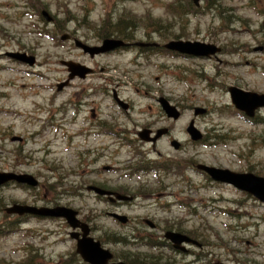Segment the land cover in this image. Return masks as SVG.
Returning <instances> with one entry per match:
<instances>
[{"label":"rangeland","instance_id":"374dc122","mask_svg":"<svg viewBox=\"0 0 264 264\" xmlns=\"http://www.w3.org/2000/svg\"><path fill=\"white\" fill-rule=\"evenodd\" d=\"M218 1L229 6L235 16L231 21L214 10L186 14L175 8L185 0H0V171L28 173L39 182L37 188L0 186V264H56L75 255L71 229L62 219H26L11 224L9 231L2 229V222L14 217L3 211L12 202L66 204L79 210L80 218H90L91 234L102 239L103 247L129 261L147 262L149 255L159 257L155 264H264V206L252 200L241 205L237 202L246 201L238 191L209 184L188 169L183 174H129L125 169L137 160L132 153L138 149L150 158L234 171L252 168L264 175V108L256 111L255 122L245 120L227 90L235 86L264 94V0ZM42 10L53 18L50 23L40 17ZM125 15L135 25L131 42L197 40L219 45L222 53L206 59L142 55L129 48L89 58L73 45V38L97 44L103 20ZM64 33L71 39L61 40ZM9 51L33 55L35 64L14 61L5 56ZM61 60L85 64L94 73L57 90L67 77ZM111 91L130 105L128 113L111 98ZM159 97L179 108L176 120L165 116ZM195 107L207 111L194 115ZM190 122L206 136V144L190 140ZM146 126H167L170 132L153 147L126 144L124 138L136 139ZM14 135L22 140L11 141ZM174 138L182 144L177 150L170 145ZM204 183L207 188L201 187ZM88 184L127 193L138 189L135 200L117 211L130 222L117 223L107 216L114 210L106 201L77 189ZM178 201L195 213L189 214ZM165 203L166 208L158 207ZM144 218L158 225L150 231L154 235L169 229L189 233L205 244L199 251L204 256L194 261L192 255L174 254L169 248L129 249L111 241L114 234H129Z\"/></svg>","mask_w":264,"mask_h":264},{"label":"water","instance_id":"95a60500","mask_svg":"<svg viewBox=\"0 0 264 264\" xmlns=\"http://www.w3.org/2000/svg\"><path fill=\"white\" fill-rule=\"evenodd\" d=\"M192 1L195 4H198L199 2V0ZM42 14L47 21L51 20V17L48 15L47 12H43ZM66 37L67 35L64 34L61 38L65 39ZM123 44L124 42L122 40L113 38L103 39L100 45H88L78 39L75 40V46L80 47L84 52L88 53L90 56H93L96 53L106 52L115 49L116 47L122 46ZM165 47L172 50H176L180 53L202 57L215 54L217 51H219V48L213 44L189 40H170L168 43L165 44ZM9 56L27 62L30 65L34 63V57L27 56L25 53H9ZM62 64L67 66L69 74L67 81L58 85V88H60L63 84L67 83L69 79H72L75 76L84 77L86 73L91 71L90 68L73 61H62ZM228 91L234 106L237 109L243 111L247 116H252L257 108L264 106L263 93L245 91L235 86L228 87ZM158 101L160 102L161 107L163 108L164 112L167 114L168 117L176 119L179 116V111L177 110V108L171 105L165 98L160 97ZM204 112V108L196 107L194 109V114H203ZM186 130L192 140H198L201 138V133L193 126L191 122L186 128ZM163 131H165V129H159L157 130V133L154 137H148L149 130L144 129L139 132V136L144 140L154 141L157 137L161 135ZM20 139L21 138L17 136L11 138L12 141ZM172 145L175 148L178 147V143L176 141H173ZM197 168L206 171L215 180L231 183L239 189L248 191L264 203L263 176H257L252 173H236L229 169H222L201 164L198 165ZM10 180H15L19 183H25L33 187L37 186L38 184L37 179H35L31 174L0 172V185ZM88 188L94 190V192L98 194L109 193L108 191H105L95 186H89ZM116 196L121 199H126V197H123L118 194H116ZM6 212L17 214L31 213L36 215L63 217L72 229L78 227L81 230V237H78V232H71L70 235L76 239V252L80 254L83 260L89 262L90 264H106L108 259L112 257L111 252H109V250L107 249L102 248L98 240L95 241L93 240V238L88 236L89 229L87 224L77 219V212L72 208L61 205H56L52 207H36L32 205L14 203L6 208ZM111 215L117 218L122 223L126 222L127 220V217L124 215H118L115 213H112ZM164 236L165 238L170 240L176 248L180 247V244L184 241L197 244L195 240L190 239L186 235L179 232L166 231ZM112 264L126 263L119 261Z\"/></svg>","mask_w":264,"mask_h":264},{"label":"trees","instance_id":"16d2710c","mask_svg":"<svg viewBox=\"0 0 264 264\" xmlns=\"http://www.w3.org/2000/svg\"><path fill=\"white\" fill-rule=\"evenodd\" d=\"M252 1V0H250ZM210 7L207 5V1L204 5V7L197 8L195 7L190 0H185V5L175 4V8H180L183 13H203L205 11L214 10L217 12V14L224 18L226 22L231 21L230 17H235L234 15H231V11H229V6H222L218 0H210ZM215 8V9H214ZM108 16V13L106 14ZM130 18L125 16H121L120 18L116 19L115 21H111L108 17L103 20L102 25L100 27H97L98 32L101 31L99 37H116V38H127L130 37V33H133V30L135 28V25L130 22ZM159 24V23H158ZM130 35V36H129ZM12 225H8V228ZM114 243L118 244H125L126 246H129L130 243L133 245L137 244L140 246H145L149 248L161 246L162 240L156 236H151L148 234H139L136 233V235L131 234L129 236L128 233H124L122 235H115L114 238L111 240ZM119 256V255H118ZM122 257V256H121ZM148 260L147 262H140L139 259H132V261L127 260L126 257H122L125 261L132 263V264H152L156 263L158 261L159 257L154 256L151 257L147 255ZM150 258V259H149ZM75 258L71 257L69 258L68 262H65L63 264H74Z\"/></svg>","mask_w":264,"mask_h":264},{"label":"flooded vegetation","instance_id":"af4514ba","mask_svg":"<svg viewBox=\"0 0 264 264\" xmlns=\"http://www.w3.org/2000/svg\"><path fill=\"white\" fill-rule=\"evenodd\" d=\"M124 48V47H123ZM126 48V47H125ZM120 50H122V49H120ZM112 52H116L115 50L114 51H112ZM112 97L118 102V100L116 99L117 98V94H116V92L115 91H113V93H112ZM152 131L154 130V129H152V128H150ZM169 132H170V128L168 127L167 128V131H166V134H169ZM182 146V145H181ZM192 164V163H191ZM244 171H249V170H244ZM110 191H119L120 189H115V188H113V189H111V188H108ZM122 192V191H121ZM129 195H131V199L130 200H134L137 196H136V194H129ZM101 198H104L105 200H107V201H109L110 199H109V196L108 195H103V196H101ZM110 202V206L114 209V210H119V209H121L122 208V206H123V202H120V201H118V200H114V201H109ZM90 219V218H89ZM89 219H88V217H86V221L89 223ZM19 220V219H18ZM89 225H90V223H89ZM194 246H189V249L187 250V253H185V254H182V255H187V256H190L191 254L192 255H194ZM178 255H180V253H177Z\"/></svg>","mask_w":264,"mask_h":264}]
</instances>
